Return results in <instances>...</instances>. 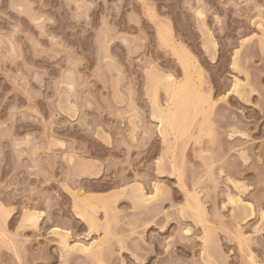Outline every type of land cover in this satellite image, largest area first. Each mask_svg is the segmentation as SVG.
<instances>
[{
  "label": "rangeland",
  "instance_id": "374dc122",
  "mask_svg": "<svg viewBox=\"0 0 264 264\" xmlns=\"http://www.w3.org/2000/svg\"><path fill=\"white\" fill-rule=\"evenodd\" d=\"M0 213V264H264V0H0Z\"/></svg>",
  "mask_w": 264,
  "mask_h": 264
},
{
  "label": "bare ground",
  "instance_id": "6f19581e",
  "mask_svg": "<svg viewBox=\"0 0 264 264\" xmlns=\"http://www.w3.org/2000/svg\"><path fill=\"white\" fill-rule=\"evenodd\" d=\"M164 24V23H163ZM169 27V26H168ZM167 27V28H168ZM161 32V31H160ZM162 34H160V36L163 38V41L164 42H166L167 43V35H166V33L167 32H161ZM178 51V50H177ZM180 51V50H179ZM181 52V51H180ZM185 52V51H184ZM184 52H181V53H179V52H177L178 53V55H179V58H180V61H181V63H182V65H183V67H184V70H185V75H186V79L184 80V81H182V82H179V83H176V82H173V81H171V79H170V77H169V75H167L168 77H169V81H170V83H169V81H168V83H169V86H168V88H166L165 90L167 91L166 93H167V95H168V97H169V99H170V101H171V103H170V105L168 104L167 106V109L166 110H168L167 111V113L166 112H164V111H161V115H160V117H158V119L160 120V124H161V127H162V129L160 130L163 134H165L166 133V129H167V127L169 126L170 128H172L174 131H175V133H177V134H179V135H183V133L185 132V130L189 127V126H187L188 125V123H189V119H190V117H189V115H190V110H191V112L193 111L194 112V116L195 115H197L200 111H201V109H202V104L203 103H205V100H204V96L201 94V91L199 90V88L198 89H196V87H195V89H194V87L193 86H195V85H192L193 83H192V81H191V79H192V77H191V73H190V70H191V68L193 67H191V57H190V55L188 54V53H184ZM171 76V75H170ZM158 77V76H157ZM167 77V78H168ZM162 78V77H161ZM162 81V80H161ZM167 81V80H166ZM157 83H160V81H159V79H158V81H157ZM162 83V82H161ZM160 83V84H161ZM159 84V85H160ZM156 85V86H155ZM154 86H153V88H156L157 87V84H155ZM162 85H163V83H162ZM161 86V85H160ZM166 86H167V84H166ZM162 87V86H161ZM163 87H165V85H163ZM162 87V89H164ZM198 87H199V85H198ZM158 88V87H157ZM156 88V89H157ZM237 88V87H236ZM155 89V90H156ZM161 90V89H160ZM193 90H195V92H196V95L194 94V92H193ZM194 95V96H193ZM156 96V95H155ZM154 96V97H155ZM194 98H193V97ZM153 99V98H152ZM195 99H196V102H194L195 101ZM153 101V100H152ZM151 101V102H152ZM206 101H207V99H206ZM155 103V102H154ZM153 104V103H152ZM154 106V105H153ZM156 107V106H155ZM192 112V113H193ZM159 116V115H158ZM189 118V119H188ZM190 122H191V120H190ZM191 124V123H190ZM187 127V128H186ZM187 132V131H186ZM180 138V137H179ZM237 186V185H236ZM238 186H239V184H238ZM136 188V187H135ZM161 188V187H160ZM160 188H159V186H156L155 187V194H154V196L153 197H157L158 196V194H159V191H160V193H161V190H160ZM134 189V188H133ZM141 189V188H140ZM139 191V190H138ZM141 191V190H140ZM137 192V191H136ZM82 193V192H81ZM143 194V193H142ZM155 195H157V196H155ZM78 196V197H77ZM76 196V202H75V206L77 207V208H79V209H81V213L79 214L80 216H82L83 218H86L88 221H89V223L91 224V227H93V230H95V225H96V220L93 218V215L91 216L90 214H92V213H88V210H92L93 212H95L96 211V213H97V209L96 208H99V206L101 207H105L106 206V204H104L102 201H100V200H96V202L94 201V202H91V201H88V200H91V199H88V200H86V198H85V196L83 195V194H78ZM84 196V197H83ZM136 196H138V198H139V196H141V195H137L136 194ZM144 196L146 197V195L144 194ZM144 196H141L140 197V200L142 199V201H148V197L146 198V199H143V198H145ZM152 196H151V199L150 200H152V198H153ZM137 198V197H136ZM154 198V199H155ZM230 198V197H229ZM94 200V199H93ZM230 203L231 204H234V206H236L237 207V211H238V207H240V209L241 210H243L244 212H247V211H250L251 209H250V206L251 205H248V204H246V203H244V202H242V200L240 199V198H238L237 197V199H236V197L235 198H233V197H231L230 199ZM137 203V202H136ZM245 204V205H243L242 206V204ZM242 206V207H241ZM76 208V209H77ZM99 211V210H98ZM114 211V210H113ZM243 211H241V212H243ZM91 212V211H90ZM241 212H239V213H241ZM95 213V214H96ZM249 213V212H248ZM252 213H253V211H252ZM94 214V213H93ZM243 214V213H242ZM245 214H247V213H245ZM0 215L1 216H3L2 215V213H0ZM240 215V214H239ZM248 215V214H247ZM243 216H245L244 214H243ZM251 216V215H250ZM38 218V216L35 214H32V215H30V216H28V221L29 222H31V223H33V221L35 220V219H37ZM248 217V216H247ZM2 218V217H1ZM0 218V219H1ZM5 219V218H4ZM263 219V218H262ZM38 220V219H37ZM26 222V221H25ZM92 230V229H91ZM97 230V229H96ZM54 233V235H56L58 238H59V240H60V244L63 246V248L64 249H69V250H75V251H77L78 253H82V254H84V255H99L100 254V251H101V248H102V245L101 244H96V241L95 242H93V243H88V244H75V245H73V246H70L69 244H68V236H69V234L66 232V233H61V232H59L58 230L57 231H54L53 232Z\"/></svg>",
  "mask_w": 264,
  "mask_h": 264
}]
</instances>
